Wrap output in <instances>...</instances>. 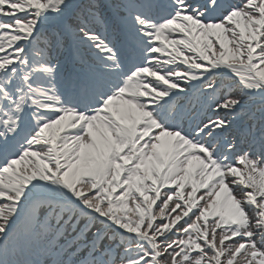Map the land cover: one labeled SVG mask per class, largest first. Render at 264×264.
<instances>
[{"label":"snow or ice","instance_id":"1","mask_svg":"<svg viewBox=\"0 0 264 264\" xmlns=\"http://www.w3.org/2000/svg\"><path fill=\"white\" fill-rule=\"evenodd\" d=\"M0 264H264V0H0Z\"/></svg>","mask_w":264,"mask_h":264}]
</instances>
